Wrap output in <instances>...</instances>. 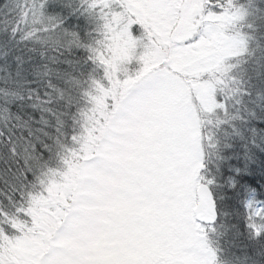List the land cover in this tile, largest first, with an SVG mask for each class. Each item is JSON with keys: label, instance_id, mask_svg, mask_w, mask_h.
<instances>
[{"label": "snow or ice", "instance_id": "obj_1", "mask_svg": "<svg viewBox=\"0 0 264 264\" xmlns=\"http://www.w3.org/2000/svg\"><path fill=\"white\" fill-rule=\"evenodd\" d=\"M0 264H264V0H0Z\"/></svg>", "mask_w": 264, "mask_h": 264}]
</instances>
